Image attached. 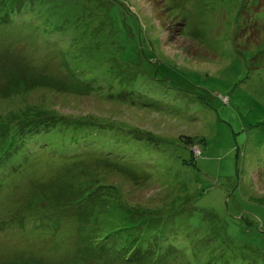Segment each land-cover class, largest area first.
I'll list each match as a JSON object with an SVG mask.
<instances>
[{"label":"rangeland","instance_id":"obj_1","mask_svg":"<svg viewBox=\"0 0 264 264\" xmlns=\"http://www.w3.org/2000/svg\"><path fill=\"white\" fill-rule=\"evenodd\" d=\"M14 2L0 264H264V0Z\"/></svg>","mask_w":264,"mask_h":264},{"label":"trees","instance_id":"obj_2","mask_svg":"<svg viewBox=\"0 0 264 264\" xmlns=\"http://www.w3.org/2000/svg\"><path fill=\"white\" fill-rule=\"evenodd\" d=\"M17 2L22 5V2H20V0H15L14 3H17ZM37 7H38L37 6V0H24L23 8L21 10L22 12L20 14H22L23 18L28 16V15H32L33 19L36 16L39 17V15L37 14L39 12ZM17 13L18 12H16L15 14L18 15ZM16 113H19V112H16ZM12 115H13V118L11 120H7L6 121L7 124L5 126L0 125V131H1L0 145H1V149H2V152L4 153V155H9L8 154L9 150H11L13 147L23 143L21 141V139L26 138L27 136L30 135V132H27L28 129H25V128H23V129H25V131H22L21 134H19V132L16 136H15V134H13V132H15V131L17 132L22 127V125L26 126L29 123L28 122L29 116H22V114H15V112H13ZM76 134H77L76 130H74L72 128L68 132L69 137L75 136ZM80 134H82V136H83L84 132L81 131ZM40 139L44 140L43 137H40L38 139H35L34 141H38ZM14 163H15V165H18L19 161L17 160ZM108 237H110V235Z\"/></svg>","mask_w":264,"mask_h":264},{"label":"built area","instance_id":"obj_3","mask_svg":"<svg viewBox=\"0 0 264 264\" xmlns=\"http://www.w3.org/2000/svg\"><path fill=\"white\" fill-rule=\"evenodd\" d=\"M197 151V150H196ZM194 151L195 154H198V152Z\"/></svg>","mask_w":264,"mask_h":264}]
</instances>
